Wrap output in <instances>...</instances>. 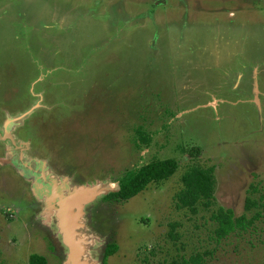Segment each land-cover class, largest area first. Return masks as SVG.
Listing matches in <instances>:
<instances>
[{
  "label": "rangeland",
  "instance_id": "obj_1",
  "mask_svg": "<svg viewBox=\"0 0 264 264\" xmlns=\"http://www.w3.org/2000/svg\"><path fill=\"white\" fill-rule=\"evenodd\" d=\"M34 104L10 128L26 142L21 160L0 141V159L25 175L0 165V264H27L31 253L66 264L45 205L52 180L105 189L85 196L72 228L86 241L84 264H102L110 241L118 247L106 264H169L204 250V264H264V0H0V128ZM137 125L147 145L131 140ZM167 157L178 167L161 184L100 200L127 168ZM191 165L213 166L209 210L175 206ZM247 196L260 203L246 211ZM218 206L259 214L217 239Z\"/></svg>",
  "mask_w": 264,
  "mask_h": 264
},
{
  "label": "trees",
  "instance_id": "obj_2",
  "mask_svg": "<svg viewBox=\"0 0 264 264\" xmlns=\"http://www.w3.org/2000/svg\"><path fill=\"white\" fill-rule=\"evenodd\" d=\"M133 136L131 140L135 146H140L138 142L147 145L150 136L141 125L133 127ZM186 150V149H185ZM189 152L197 153L198 147L188 150ZM178 160L174 157L154 158L144 164L132 166L124 170L117 178V189L108 191L100 197V200L106 203L124 202L137 193L143 191L150 183L156 185L167 180L177 169ZM181 187L174 194L175 206L177 208L187 209L191 213H195L200 206L203 209L209 210L214 205L215 177L213 166L201 167L199 165L189 166L180 176ZM260 203L258 200L247 196L244 202V209L247 211L250 207ZM260 204H264L261 202ZM259 212H255L251 217H247L245 213L234 216L230 208L222 206L211 210L209 218L215 223L213 228L214 236L218 238L225 237L235 229L244 230L252 224L254 218ZM173 234V226L171 229ZM176 237V233L172 235ZM117 244L113 241L107 242L104 246L102 254V264H106L108 256L117 250ZM209 250H204L202 253L196 251L188 257L175 256L169 261V264H204L202 254H208ZM27 264H47L46 258L37 253H31L28 256Z\"/></svg>",
  "mask_w": 264,
  "mask_h": 264
},
{
  "label": "water",
  "instance_id": "obj_3",
  "mask_svg": "<svg viewBox=\"0 0 264 264\" xmlns=\"http://www.w3.org/2000/svg\"><path fill=\"white\" fill-rule=\"evenodd\" d=\"M36 107H39V105L34 104L31 107L24 110L23 112L18 113L13 117L9 118L7 116L5 121L3 122V125L0 128V139H5V138L9 139L10 141L8 142L9 154L11 153L10 150L12 148V145L20 149H23V147L26 145V142L24 141L14 140L13 137L14 135L10 133V128L12 127L13 124L15 125L19 124V122L22 121V119H24ZM19 158L21 159L20 154H19ZM9 160L5 161V159H0V163L10 162ZM13 165L16 166L15 163H13ZM16 170L17 172L22 173L21 169L18 166H16ZM53 186H55V188L53 189L54 191L52 190ZM50 187L51 189L49 188L50 189L49 193L46 194L44 193L45 191L44 192L42 191V193H44L45 205L48 208L47 211H49L50 208L54 209V213L58 219V224L60 225V229H61L62 242L68 247L69 250V253L67 255L68 258L66 257L67 262L65 263L84 264V262H82V260H80L79 258L81 252L80 250L84 248V245L80 243V240L82 239L81 240L82 243H85L86 241L82 237H79V240L76 237L73 238L72 228L76 226L75 220L81 217L80 215L82 210V204L87 202L89 199H91L90 196L94 192L96 193H98V191L104 192L105 189L101 185H97L98 188L91 187V189L88 188L89 190H87L82 185L81 186L79 185L71 190H68L67 188L63 189L62 187L61 188L63 190H58L55 185V181L53 180ZM117 187L113 190H116ZM85 196H87L88 200L86 199Z\"/></svg>",
  "mask_w": 264,
  "mask_h": 264
},
{
  "label": "flooded vegetation",
  "instance_id": "obj_4",
  "mask_svg": "<svg viewBox=\"0 0 264 264\" xmlns=\"http://www.w3.org/2000/svg\"><path fill=\"white\" fill-rule=\"evenodd\" d=\"M0 141H2V142H5V141L10 142L8 138L0 139ZM11 145H12V144H11ZM4 147L6 148V145H5ZM12 148H13V149H17V154H18V155H17V160L20 161L21 159L19 158V154H20V152H21L22 150H21L20 148H17V147H15V146H13V145H12ZM23 149H24V147H23ZM14 162H15V161H14ZM14 162H13V163H14ZM13 163L10 161V162L1 163L0 165H4V164H5V165H10L11 167H13V168L15 169V171H17V170H16V166H17V165L14 166ZM18 173H19V175L24 179V176H25V175H24V172H23V173L18 172ZM43 181H45V180H43Z\"/></svg>",
  "mask_w": 264,
  "mask_h": 264
}]
</instances>
